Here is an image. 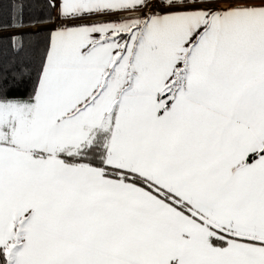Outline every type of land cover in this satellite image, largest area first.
<instances>
[{
    "label": "snow or ice",
    "instance_id": "snow-or-ice-1",
    "mask_svg": "<svg viewBox=\"0 0 264 264\" xmlns=\"http://www.w3.org/2000/svg\"><path fill=\"white\" fill-rule=\"evenodd\" d=\"M43 7L0 23V264H264V0Z\"/></svg>",
    "mask_w": 264,
    "mask_h": 264
},
{
    "label": "trees",
    "instance_id": "trees-1",
    "mask_svg": "<svg viewBox=\"0 0 264 264\" xmlns=\"http://www.w3.org/2000/svg\"><path fill=\"white\" fill-rule=\"evenodd\" d=\"M17 4L24 5V19L26 23L47 13V9L43 7V0H0V23H8L10 21L11 16L16 14L15 6ZM30 27L33 26L30 24L26 26V28ZM29 39H34V37H29Z\"/></svg>",
    "mask_w": 264,
    "mask_h": 264
},
{
    "label": "rangeland",
    "instance_id": "rangeland-1",
    "mask_svg": "<svg viewBox=\"0 0 264 264\" xmlns=\"http://www.w3.org/2000/svg\"><path fill=\"white\" fill-rule=\"evenodd\" d=\"M39 28H47L46 25H41V26H37V27H30V28H25L23 31L27 32V31H35L38 30Z\"/></svg>",
    "mask_w": 264,
    "mask_h": 264
},
{
    "label": "water",
    "instance_id": "water-1",
    "mask_svg": "<svg viewBox=\"0 0 264 264\" xmlns=\"http://www.w3.org/2000/svg\"><path fill=\"white\" fill-rule=\"evenodd\" d=\"M10 31H12V30H10ZM36 31V30H35ZM29 32V31H28Z\"/></svg>",
    "mask_w": 264,
    "mask_h": 264
},
{
    "label": "crops",
    "instance_id": "crops-1",
    "mask_svg": "<svg viewBox=\"0 0 264 264\" xmlns=\"http://www.w3.org/2000/svg\"><path fill=\"white\" fill-rule=\"evenodd\" d=\"M47 26V25H46ZM13 31V30H12ZM28 32V31H27Z\"/></svg>",
    "mask_w": 264,
    "mask_h": 264
}]
</instances>
